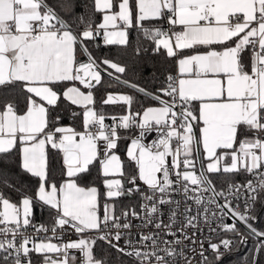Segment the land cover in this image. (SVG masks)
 Masks as SVG:
<instances>
[{
    "label": "snow or ice",
    "instance_id": "1",
    "mask_svg": "<svg viewBox=\"0 0 264 264\" xmlns=\"http://www.w3.org/2000/svg\"><path fill=\"white\" fill-rule=\"evenodd\" d=\"M133 32L141 38L135 46ZM97 38L137 55L166 54L175 75L155 91L127 80L126 65L94 55ZM102 74L152 103L133 111V95L106 91L100 107L122 112L106 123L96 98ZM62 112L81 130L62 125ZM125 139L127 161L118 155ZM10 166L34 177L35 189L17 188ZM94 168L103 191L87 183ZM244 173L254 179L233 182ZM218 177L226 188L217 190ZM125 196H138L140 210L117 215ZM262 197L264 0H0V264H35L34 256L66 264L70 250L82 264H106L95 258L98 240L135 264H177L178 256L192 264L175 246L195 243L185 229L198 228L199 218L210 232L232 234L218 243L208 238L207 249L202 241L200 264H208L209 249L220 264L249 238L255 243L245 264H259L264 231L250 223V212ZM188 201L202 212L191 215ZM210 205L218 210L211 216ZM40 209L51 226L35 223ZM68 233L78 238L63 242Z\"/></svg>",
    "mask_w": 264,
    "mask_h": 264
},
{
    "label": "trees",
    "instance_id": "2",
    "mask_svg": "<svg viewBox=\"0 0 264 264\" xmlns=\"http://www.w3.org/2000/svg\"><path fill=\"white\" fill-rule=\"evenodd\" d=\"M85 10L82 7L77 8V12L81 13ZM97 21H99L100 17H96ZM166 27V25H165ZM132 41L133 46L138 39L136 32L132 33ZM94 49V55L98 57H109L114 59L116 62L124 64L127 66V72L124 75V78L130 80L134 83H137L151 91H155L156 89L162 87L164 85V81L169 74L175 75V68L173 62L170 61L169 58L166 57V54L154 53L151 50L147 52H141L137 55L133 47L128 49H124L121 46H103L102 39L97 38V43L92 45ZM144 47H150L147 41L144 42ZM111 85V86H109ZM106 91L108 92H128L130 95L134 96L135 102L133 104V111L140 110L142 107L149 106L150 101H147L143 97H137L136 93L123 86L117 85L114 82L110 81L108 77L103 76V86L99 87V90L96 92L97 98V108L102 111L105 115L110 113L120 112L121 109L118 106L109 105L100 107V97L105 95ZM63 119L61 124L64 126H75L77 130L81 129V123L79 120L73 121L71 116L68 113H61ZM122 160L127 161V157L124 152H119ZM128 171L129 169L126 167L125 169ZM10 172L14 173L13 176L10 177L11 182L17 186V188H22L25 192H30L35 189L36 179L31 177L30 174L21 172L18 168L14 166H10ZM96 177V169L92 170V175L88 178L87 183L93 184L95 183L101 191H103V185L95 180ZM247 179H254L253 176L248 175L246 173L235 176L233 178V182L243 183ZM215 183L217 186V190L222 188H226L227 181L224 177H218L215 179ZM6 195H10L13 201L17 199V193L5 192ZM134 203V204H133ZM133 205L136 206L137 209V196L136 197H122L119 198V202L116 205L117 213L125 208L131 207ZM251 215L255 216L256 219L250 221L254 227H256L260 231H264V197L261 200L257 201L254 205L253 211ZM52 219L49 216V212L46 209H40L36 212L35 215V223H44L50 224ZM238 225V224H237ZM238 227H240L238 225ZM242 228V227H240ZM243 229V228H242ZM222 237L231 238V233H226ZM255 241L252 238H249L248 243L240 246L238 249L233 248L231 252H227L220 264H245V261H250L252 255L253 244ZM94 252L96 258L102 259L106 261V264H133V261L128 257L121 258L118 253L114 249L108 247L107 244L97 241V244L94 246ZM257 261L259 264H264V254L255 253ZM35 264H39L42 261V257L34 256ZM208 264H217L214 259V256H211L208 259Z\"/></svg>",
    "mask_w": 264,
    "mask_h": 264
},
{
    "label": "built area",
    "instance_id": "3",
    "mask_svg": "<svg viewBox=\"0 0 264 264\" xmlns=\"http://www.w3.org/2000/svg\"><path fill=\"white\" fill-rule=\"evenodd\" d=\"M124 135H131V133H124ZM155 134H152V136H154ZM152 136H149V140L152 138ZM130 141L129 140H122L121 141V147L120 149L126 154V150H127V144L129 143ZM174 195V198L177 199V200H183V195L182 193H176V194H173ZM132 198V197H130ZM134 198V197H133ZM231 199V198H230ZM139 197L137 196V211H139ZM188 205L192 208V212H191V215H197V212L200 211L202 212V209H197L196 205L192 202V201H188L187 202ZM217 203H220L222 204L223 203V198H220L217 200ZM233 203L235 204V200L233 201ZM174 207V205H173ZM210 208V211L208 213L209 216H211V213L212 211H218L214 205H210L209 206ZM239 208L241 211H243V202L240 203L239 205ZM254 208V207H253ZM183 209H184V204L182 203L181 204V207H180V215H178L177 217V221H176V227L179 228L181 226V223L183 222L184 220V216H183ZM123 209H121L117 215L120 214V212L122 211ZM253 209L251 210L250 214L252 213ZM165 223L168 222V212H167V208H165L164 210V217H163ZM53 222V221H52ZM52 222L50 224H45L46 226H51ZM224 222L225 223H232V219L229 218L228 220V217H225L224 218ZM134 223H136V221H134ZM196 223L198 224V228H188V229H185V231L187 232V234L193 238V240L195 241V243H192L191 241H187V240H184L180 245L178 246H175L177 248V251H180V249H183V251L185 252L186 256H187V259L190 260L192 262V264H200V256H199V252L201 251L200 249V243L203 241L204 242V247L207 249L208 248V238H211L212 242H219L220 239L222 238H228V237H222L224 234L226 233H221L219 231V229H217V232L213 233V232H210L209 230V225L206 224L204 222V220L202 218H199ZM219 223L218 220H211L210 221V224H211V227H216V225ZM44 224V223H42ZM59 231V230H58ZM133 231H136V229H133ZM32 232V229H29V234H31ZM195 234V235H193ZM44 235H51V233H41V236H44ZM94 235H98V233H94ZM177 235L179 236L180 234L177 233ZM78 237L75 233H68V234H65L63 237H62V240L63 242H67L69 240H76ZM166 239H172V237H166ZM182 239V237H181ZM99 241V240H98ZM53 242L55 243H60L61 241H57V240H53ZM103 242V241H101ZM104 243V242H103ZM121 244H123V240H121L120 242ZM165 245L163 243L160 244V247H164ZM221 251H223V249H221ZM226 254V253H225ZM161 255H163V253H161ZM205 255L208 256V259L213 256V254L211 253V250L209 249ZM53 258H57L55 257V255L53 254ZM60 258H63V253H61L60 255ZM129 258V257H128ZM131 259V258H130ZM171 260V258H169ZM176 261H177V264H186V260L184 257H176ZM66 264H82V254L79 253L78 251L76 250H70L69 251V254L67 255V258H66Z\"/></svg>",
    "mask_w": 264,
    "mask_h": 264
},
{
    "label": "crops",
    "instance_id": "4",
    "mask_svg": "<svg viewBox=\"0 0 264 264\" xmlns=\"http://www.w3.org/2000/svg\"><path fill=\"white\" fill-rule=\"evenodd\" d=\"M120 93H126V94H129L128 92H120ZM120 114H122V112L120 111V112H117V113H110V114H107L106 115V117H108V119H106V123H111V119H110V117L111 116H113V115H120ZM81 130V129H80ZM79 131V130H78ZM119 152H121V153H123V151L120 149L119 150ZM125 154V153H124ZM126 155V154H125ZM103 199L101 200V215H102V212H103ZM134 204V203H133ZM133 204H132V206H133ZM55 243V242H54ZM94 254H95V252H94ZM95 258H96V256H95ZM96 259H99V258H96ZM132 260V259H131ZM133 261V260H132ZM39 264H42V261L39 263ZM133 264H135V261H133Z\"/></svg>",
    "mask_w": 264,
    "mask_h": 264
},
{
    "label": "water",
    "instance_id": "5",
    "mask_svg": "<svg viewBox=\"0 0 264 264\" xmlns=\"http://www.w3.org/2000/svg\"><path fill=\"white\" fill-rule=\"evenodd\" d=\"M79 59H80L81 61H86V57H84V56H80ZM102 75L108 77L106 74H102ZM225 211H226V210H225ZM228 220H229V218H228ZM237 224H238L240 227L244 228V226H243L242 224H240L238 221H237Z\"/></svg>",
    "mask_w": 264,
    "mask_h": 264
},
{
    "label": "rangeland",
    "instance_id": "6",
    "mask_svg": "<svg viewBox=\"0 0 264 264\" xmlns=\"http://www.w3.org/2000/svg\"><path fill=\"white\" fill-rule=\"evenodd\" d=\"M118 155H120L119 152H118ZM125 156H126V155H125ZM103 203H104V202H103ZM241 229H242V228H241Z\"/></svg>",
    "mask_w": 264,
    "mask_h": 264
}]
</instances>
